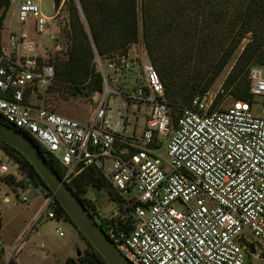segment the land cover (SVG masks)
I'll list each match as a JSON object with an SVG mask.
<instances>
[{"label": "built area", "instance_id": "2783aa9c", "mask_svg": "<svg viewBox=\"0 0 264 264\" xmlns=\"http://www.w3.org/2000/svg\"><path fill=\"white\" fill-rule=\"evenodd\" d=\"M41 2L11 0L1 37L0 118L35 142L67 185L91 167L103 175L132 218L107 234L131 264H264V69L249 70L250 102L235 100L221 86L196 98L174 123L141 44L143 83L130 93L115 92L108 80L117 83L137 58H123L120 66L106 62L102 97L82 124L46 107L55 79L51 51L60 50L55 43L62 31L55 15H43ZM218 94L223 100L215 104ZM111 95L147 111L140 133L127 134L123 113L110 107ZM256 97L262 99L258 115ZM17 174L0 154V179ZM44 196L42 213L62 221L53 198ZM55 232L63 236L60 228ZM10 251L0 231V254L13 256Z\"/></svg>", "mask_w": 264, "mask_h": 264}, {"label": "trees", "instance_id": "16d2710c", "mask_svg": "<svg viewBox=\"0 0 264 264\" xmlns=\"http://www.w3.org/2000/svg\"><path fill=\"white\" fill-rule=\"evenodd\" d=\"M10 6L11 0H0V48ZM70 9L71 44L67 58L54 61L55 79L51 91L61 93L62 90L72 96L102 93L104 78L97 71L95 60L126 59L131 47L142 38L176 123L196 98H202L211 90L246 40L222 89L235 100H252L249 70L252 67L264 69V0H141V5L138 0H70ZM222 100L223 95L218 94L215 104ZM0 123L6 125L1 118ZM0 149L7 157L15 158L14 163L23 176L18 183L10 177L3 178V182L13 191L18 187H31L52 197L56 216L68 222L87 245L83 255L67 259L64 264H106L81 236L29 162L2 142ZM40 153L62 177L60 167L42 150ZM68 187L106 234L111 227L121 229L124 221L131 222L122 199L96 168L81 172ZM90 188L105 191L110 202L116 203L117 220H100L94 204L85 199ZM2 258L0 254V260ZM9 264L16 263L10 261Z\"/></svg>", "mask_w": 264, "mask_h": 264}, {"label": "rangeland", "instance_id": "374dc122", "mask_svg": "<svg viewBox=\"0 0 264 264\" xmlns=\"http://www.w3.org/2000/svg\"><path fill=\"white\" fill-rule=\"evenodd\" d=\"M138 2L139 5H141V0H138ZM54 4L55 0H42L40 4L42 13L45 17L56 16V22L62 31V34L56 39L55 43V46L59 47L60 50L51 51V54L53 55V63L54 61L60 62L61 60H65V58H67L71 44L69 37V21L71 19L70 0H61V5L57 12L54 10ZM12 10L13 8L10 9L9 15ZM138 12L139 14L141 12L140 6L138 7ZM6 25L7 24H5V26ZM140 29H142L141 21ZM41 43L46 47H50L52 45V42L49 40H42ZM141 44H144L142 38L139 43L131 47L128 53V60L131 58H137L136 65L132 66L126 76L120 79L118 78L119 81L117 83L110 82L109 85L108 80L107 87L109 86L110 89L115 92L126 94L132 92L137 86L143 83L144 75L141 67L143 50H141L139 46ZM245 44L246 40L237 50L231 62L223 70L222 74L218 77L210 90L211 92L217 93L219 91ZM114 61L118 64V66L123 64L122 58L116 57ZM105 63L106 61L100 60L95 62L96 69L99 73H102L101 70L105 72ZM106 76L109 78V75ZM60 91L61 93L59 91L49 93L47 96L48 99L46 107L52 109L58 115L75 120L82 124L88 122L91 112L94 111L103 94L97 93L86 96H72L69 92L65 93V91ZM261 102L262 99L259 97L254 99L255 104L253 106V112L257 115L259 114V106ZM109 103L111 109L115 113L118 110L123 113L121 118L124 119V127L126 128L127 134H137L141 132L144 117L146 116L147 111L142 108L136 110L129 102L128 103L130 105L126 106L124 99L118 95H111ZM227 103L229 102L227 101L226 104ZM0 154L4 157V162H6L14 171L18 173L16 177L13 176L10 178L13 179L15 183L20 182L23 176L18 171V165L14 163L15 158L7 157L2 150H0ZM0 181L3 182L2 179H0ZM4 189L10 197L11 204L1 205L3 224L5 227L2 236L5 241V245L10 248V253L12 252L13 256L4 253L2 260H0V264H9L10 261L16 263V257L19 264H64L67 259H75L78 252H80V255L84 254L87 250V245L80 237L77 236L75 229L68 222L47 219L48 211L42 213L44 209V200L40 199L39 201H35L32 193L27 192V190H33L31 187H26L25 189H21L20 187L15 188L14 192L18 193V196H15L7 187ZM1 193L2 192L0 191V197ZM23 197L27 198L26 202L22 201ZM85 199L94 204L98 211L100 220H117L118 207L116 203L110 202L109 196L105 191L99 192L94 188H90L88 194L85 196ZM38 217H40L39 220ZM57 228L61 229L63 236H59L55 232ZM246 241L251 242V238H247ZM247 261H253V258L249 253H247Z\"/></svg>", "mask_w": 264, "mask_h": 264}, {"label": "water", "instance_id": "95a60500", "mask_svg": "<svg viewBox=\"0 0 264 264\" xmlns=\"http://www.w3.org/2000/svg\"><path fill=\"white\" fill-rule=\"evenodd\" d=\"M60 5L61 0H55V11L59 9ZM0 142L16 150L29 162L81 236L103 258L106 264H131L119 252L115 244L87 211L83 203L73 194L68 185L48 165L38 147L29 138L0 123ZM243 242L244 240H241V243ZM77 256H80V252Z\"/></svg>", "mask_w": 264, "mask_h": 264}, {"label": "crops", "instance_id": "0c3cea01", "mask_svg": "<svg viewBox=\"0 0 264 264\" xmlns=\"http://www.w3.org/2000/svg\"><path fill=\"white\" fill-rule=\"evenodd\" d=\"M31 23H29V24H27V26H24L23 27V29L24 30H30V28H31ZM8 188L10 191H12L13 192V194L15 195L16 193L8 186V185H6L4 182H1L0 181V191L2 192L1 193V197H0V218H1V229H0V231H1V235H2V233H3V231H4V229H5V227H4V224H3V214H2V209H1V205L3 204V205H10L11 204V200H10V197H9V195H8V193L5 191V189L4 188ZM23 191V190H22ZM27 192H30V193H32V195H33V197H34V199H35V201H39L40 199H43L44 200V204H43V207H44V205H45V196H44V193L42 192V191H40V190H27ZM16 196V195H15ZM18 196V195H17ZM27 199V198H26ZM8 202H7V201ZM41 208V207H40ZM39 209V208H38ZM43 212V211H42ZM60 222H66L64 219L62 220V221H60ZM77 236H78V234H77ZM79 237V236H78ZM2 239H3V236H2ZM4 241V240H3ZM5 242V241H4ZM16 263L17 264H19V262L17 261V257H16ZM61 264H63V263H61Z\"/></svg>", "mask_w": 264, "mask_h": 264}]
</instances>
